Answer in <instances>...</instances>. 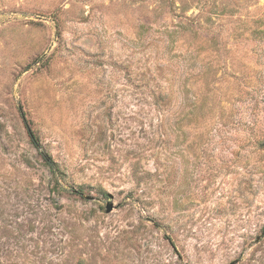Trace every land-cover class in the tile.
<instances>
[{"label": "rangeland", "instance_id": "obj_1", "mask_svg": "<svg viewBox=\"0 0 264 264\" xmlns=\"http://www.w3.org/2000/svg\"><path fill=\"white\" fill-rule=\"evenodd\" d=\"M230 262L264 264V0H0V264Z\"/></svg>", "mask_w": 264, "mask_h": 264}, {"label": "water", "instance_id": "obj_2", "mask_svg": "<svg viewBox=\"0 0 264 264\" xmlns=\"http://www.w3.org/2000/svg\"><path fill=\"white\" fill-rule=\"evenodd\" d=\"M112 207H113V206H112L111 203H107V204H106V212L111 211ZM229 264H234V262H230Z\"/></svg>", "mask_w": 264, "mask_h": 264}, {"label": "trees", "instance_id": "obj_3", "mask_svg": "<svg viewBox=\"0 0 264 264\" xmlns=\"http://www.w3.org/2000/svg\"><path fill=\"white\" fill-rule=\"evenodd\" d=\"M34 143H36V142H34Z\"/></svg>", "mask_w": 264, "mask_h": 264}]
</instances>
